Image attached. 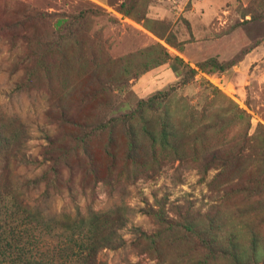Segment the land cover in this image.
<instances>
[{"label":"rangeland","instance_id":"rangeland-1","mask_svg":"<svg viewBox=\"0 0 264 264\" xmlns=\"http://www.w3.org/2000/svg\"><path fill=\"white\" fill-rule=\"evenodd\" d=\"M190 1L0 0V126L16 142L8 154L31 162L11 156L9 166L33 178L46 150L71 149L48 201L72 216L120 207L122 242L98 251L104 264H264V0H206L194 11ZM91 8L102 14L71 20ZM164 52L183 63L153 64ZM210 59L223 68L203 65ZM172 86L158 106L169 144L153 153L158 109L134 110ZM110 109L134 115L78 143ZM211 152L230 161L202 174ZM192 228L193 242L181 240ZM202 232L227 252L236 246L238 259L212 258L195 243Z\"/></svg>","mask_w":264,"mask_h":264},{"label":"trees","instance_id":"trees-1","mask_svg":"<svg viewBox=\"0 0 264 264\" xmlns=\"http://www.w3.org/2000/svg\"><path fill=\"white\" fill-rule=\"evenodd\" d=\"M101 14L98 8H91L73 15L71 20L78 23L89 15L99 16ZM122 14L128 15L126 12H122ZM69 23L71 24V21ZM67 31L70 33L71 30L68 29ZM168 59H172L177 64L182 62L179 57L171 58L167 52H164L153 64H159ZM207 63H211L219 69L223 68L214 59L205 61L203 65ZM185 67H187L185 73H190L189 77L196 74L195 69L187 65ZM173 68L175 73L180 75L176 66ZM189 77L187 75L183 81L188 80ZM104 91H106L105 88L101 92ZM173 91L174 86L167 90H158L148 98L140 99L134 110L135 113H139L144 118L145 111L158 109L162 119L160 138L157 140L150 131H147L151 136L153 153H155L156 145L159 149H164L169 144L168 116L158 106H162L161 104L168 101ZM111 109L107 110L104 119L92 126L90 130L88 128L82 130L83 134L77 137L78 143L80 141L86 142L95 133L112 130L119 121L125 122L133 118L134 112L106 117L109 112L113 111ZM73 124L81 125L78 122ZM11 135L12 129L10 127L0 126V264H104L97 259L98 251L107 246L120 245L122 242L118 230L125 226L127 220L126 216L122 215L120 207L115 205L105 210H95L88 205L84 212L77 210L73 216L65 212H56L52 208L51 201H48L52 196L50 190L61 189L59 185L63 180V173L58 165L60 162L65 163L71 149L62 151L57 155L51 150H46L45 160L50 161L49 164L43 161L41 172L35 177L29 178L28 174H20L18 171H13L9 166L11 156L18 162H24V166L31 163L21 155L18 154L19 156H17V152L8 154L11 147L16 144ZM50 142L52 140L48 139V144ZM128 146L132 155L129 157H133L137 145L131 134L129 135ZM229 161L230 159L220 156L217 152H211L203 157L202 174H205L214 165L225 167ZM49 172H51V176ZM67 191H72V186L69 184H67ZM34 194H36L35 197H33ZM169 227L171 226L169 225ZM193 232L194 228L190 229L189 232L186 231L181 240L193 242ZM56 236L64 237L71 245H63L64 241L61 245H53L52 239ZM195 243L200 246L206 245L212 258L230 255L234 259H238L239 253L236 246L230 252L218 247L219 241L213 232L198 234ZM158 259V264H163L160 257ZM206 262L207 260L203 258L201 262L198 260L194 264H206Z\"/></svg>","mask_w":264,"mask_h":264},{"label":"crops","instance_id":"crops-1","mask_svg":"<svg viewBox=\"0 0 264 264\" xmlns=\"http://www.w3.org/2000/svg\"><path fill=\"white\" fill-rule=\"evenodd\" d=\"M206 0H191V10L194 11L196 10L197 7H200V5H202Z\"/></svg>","mask_w":264,"mask_h":264}]
</instances>
